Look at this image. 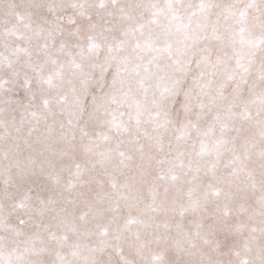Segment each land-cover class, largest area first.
Here are the masks:
<instances>
[{"label": "snow or ice", "instance_id": "snow-or-ice-1", "mask_svg": "<svg viewBox=\"0 0 264 264\" xmlns=\"http://www.w3.org/2000/svg\"><path fill=\"white\" fill-rule=\"evenodd\" d=\"M0 264H264V0H0Z\"/></svg>", "mask_w": 264, "mask_h": 264}]
</instances>
